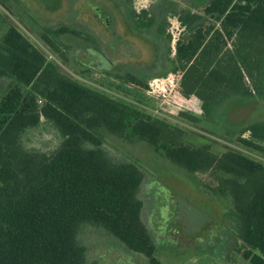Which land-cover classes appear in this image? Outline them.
I'll list each match as a JSON object with an SVG mask.
<instances>
[{"label": "trees", "instance_id": "trees-1", "mask_svg": "<svg viewBox=\"0 0 264 264\" xmlns=\"http://www.w3.org/2000/svg\"><path fill=\"white\" fill-rule=\"evenodd\" d=\"M120 1L132 29L167 46L157 58V65L167 63L159 76L181 71L180 95L198 101V112L180 111L177 118L230 145L189 139L176 123L65 74L6 23L0 30V80H7L0 96V264H98L79 238L85 226L102 228L149 264H162L141 216L142 170L110 157L105 135L145 142L176 167L213 176L211 193L232 202L240 255L264 264V164L235 149L264 154V120L238 125L220 111L233 98L264 100V0H200L199 11L179 3L168 7L183 28L173 57L166 14ZM32 32L64 65L74 61L80 74L94 71L73 53L98 46L83 27L44 25ZM113 77L142 93L149 88V77L140 73ZM45 125L56 131L59 144L50 152L28 147L30 133ZM220 125L224 134L215 131Z\"/></svg>", "mask_w": 264, "mask_h": 264}, {"label": "rangeland", "instance_id": "rangeland-1", "mask_svg": "<svg viewBox=\"0 0 264 264\" xmlns=\"http://www.w3.org/2000/svg\"><path fill=\"white\" fill-rule=\"evenodd\" d=\"M11 1L8 4L0 0V30L6 23L15 25L48 53L49 59L65 74L99 88L114 98L138 105L152 115L176 123L188 131L189 139H193V136H197L196 140L206 137L218 145H230L223 138L213 137L200 127L191 126L177 118L180 111L198 112L196 99H185L179 91L173 92L170 98L174 102L167 105L113 77L126 72L140 73L141 77H149L150 82L153 78L161 79L170 74L159 76L167 69L165 60L159 63L161 66L156 64L160 56L163 57L164 47L167 46L152 40L151 33L132 29L124 18L120 0ZM171 1L164 5L159 0H133L132 5L136 11L147 8L159 13V17L160 13L166 14V30L171 35L170 57H173L175 41L183 34V28L177 18L166 11L167 8L172 9L179 3L199 11L202 2ZM44 25L80 26L88 31L98 46H92V50L76 47L73 53L77 61L85 63L94 71L80 74L77 62L71 61L69 65H64L51 54L32 32ZM6 84L7 80H0V96ZM220 111L228 121L245 125L254 120H264V100L256 102L233 98L225 102ZM207 129L211 128L207 126ZM215 131L224 134L222 125L215 127ZM104 138V149L110 157L116 161L134 162L142 170L143 180L138 197L143 204L142 219L155 241L156 259L162 264L244 262L238 251L239 242L234 235L232 202L228 197L211 193L210 188L217 185L213 176L205 173L190 174L155 153L145 142L130 144L112 135H105ZM58 144V134L48 125L31 132L26 142L28 147L45 152L52 151ZM235 149L264 164V154L240 146ZM79 238L88 248L90 259L96 260L98 264H149L142 256L126 251L100 227H83Z\"/></svg>", "mask_w": 264, "mask_h": 264}, {"label": "built area", "instance_id": "built-area-1", "mask_svg": "<svg viewBox=\"0 0 264 264\" xmlns=\"http://www.w3.org/2000/svg\"><path fill=\"white\" fill-rule=\"evenodd\" d=\"M181 74V71H177L174 73H170L165 78H153L149 82V88L145 92V94L148 96L156 97L164 104L171 105V103L174 101L172 100V98H170V95L173 92L175 93L179 91Z\"/></svg>", "mask_w": 264, "mask_h": 264}, {"label": "crops", "instance_id": "crops-1", "mask_svg": "<svg viewBox=\"0 0 264 264\" xmlns=\"http://www.w3.org/2000/svg\"><path fill=\"white\" fill-rule=\"evenodd\" d=\"M219 263H221V262L219 261ZM228 263L229 264H233V262H228ZM234 264H236V263H234ZM239 264H250V263L247 260L244 259V262H241Z\"/></svg>", "mask_w": 264, "mask_h": 264}]
</instances>
